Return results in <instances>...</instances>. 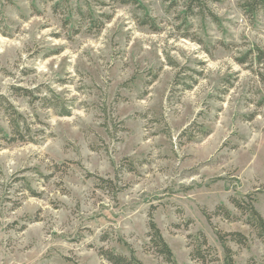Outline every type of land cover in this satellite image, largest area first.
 I'll use <instances>...</instances> for the list:
<instances>
[{"label":"rangeland","instance_id":"rangeland-1","mask_svg":"<svg viewBox=\"0 0 264 264\" xmlns=\"http://www.w3.org/2000/svg\"><path fill=\"white\" fill-rule=\"evenodd\" d=\"M137 2L0 0V264H166L151 220L176 264L198 233L224 264L216 231L264 264L232 205L264 220V11Z\"/></svg>","mask_w":264,"mask_h":264},{"label":"trees","instance_id":"trees-1","mask_svg":"<svg viewBox=\"0 0 264 264\" xmlns=\"http://www.w3.org/2000/svg\"><path fill=\"white\" fill-rule=\"evenodd\" d=\"M119 5H137V0H111ZM240 7L245 15L250 17L256 15L259 11H264V0H241ZM194 3L197 7L194 6ZM199 8L203 12L205 9V3L199 2V0H189V10L192 8ZM211 16H213L211 14ZM152 21L150 19H146L144 25L151 24ZM16 117L12 118L10 123V128L13 131V134H19L20 123H24L21 115L15 113ZM11 142H14L11 141ZM108 185V182L101 181ZM111 187V183L108 185ZM232 205L235 207L237 211L242 214L247 215V224L256 232L257 237L259 239H264V220L263 218L256 212L251 202L242 203L238 200H232ZM206 215V213H203ZM215 216H222L225 219H230L229 213L223 208L218 207L214 213ZM207 220L210 221V217L206 215ZM151 218V217H150ZM149 230V246L154 251V253L161 257L166 264H176L174 261V257L171 249L164 241L158 227L151 220L148 225ZM216 237L221 245L224 252V264H235L233 259L234 253L231 248L228 246V243H234L239 247H245L247 244V239L245 236L240 233H229L224 234L216 231ZM189 247L191 249L189 257L192 264H217L219 261L215 250L209 246L206 237L202 233H198L196 236L189 237ZM100 256L110 264H142L140 260L136 258L132 250H129V255L118 254L114 250H103L99 251Z\"/></svg>","mask_w":264,"mask_h":264}]
</instances>
